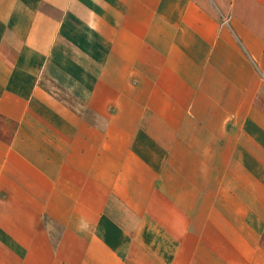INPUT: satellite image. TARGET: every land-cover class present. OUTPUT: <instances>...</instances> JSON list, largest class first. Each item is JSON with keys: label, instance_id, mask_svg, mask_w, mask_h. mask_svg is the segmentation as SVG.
I'll use <instances>...</instances> for the list:
<instances>
[{"label": "crops", "instance_id": "1", "mask_svg": "<svg viewBox=\"0 0 264 264\" xmlns=\"http://www.w3.org/2000/svg\"><path fill=\"white\" fill-rule=\"evenodd\" d=\"M0 264H264V0H0Z\"/></svg>", "mask_w": 264, "mask_h": 264}]
</instances>
